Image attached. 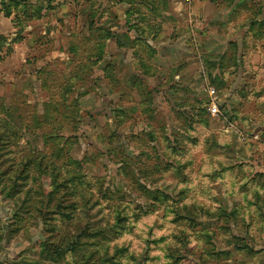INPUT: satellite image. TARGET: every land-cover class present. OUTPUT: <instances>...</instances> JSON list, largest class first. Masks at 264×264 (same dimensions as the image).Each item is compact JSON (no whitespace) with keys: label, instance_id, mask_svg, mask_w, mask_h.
Here are the masks:
<instances>
[{"label":"rangeland","instance_id":"rangeland-1","mask_svg":"<svg viewBox=\"0 0 264 264\" xmlns=\"http://www.w3.org/2000/svg\"><path fill=\"white\" fill-rule=\"evenodd\" d=\"M15 1L0 0V264H264V1L232 24L239 42L189 43L191 87L173 102L130 78L113 111L107 81L60 62L95 58L94 34H57L78 5ZM113 1L77 4L91 20Z\"/></svg>","mask_w":264,"mask_h":264},{"label":"crops","instance_id":"crops-1","mask_svg":"<svg viewBox=\"0 0 264 264\" xmlns=\"http://www.w3.org/2000/svg\"><path fill=\"white\" fill-rule=\"evenodd\" d=\"M133 1L118 0L115 2L114 0L112 2L114 5L113 14L102 9L95 18L90 20V18H84L85 12H83L82 6L77 4L79 0H73V6L78 5L75 9L78 11V13L76 11V15L79 14L76 18L77 25L60 27L57 30L58 35L69 36V38L71 36L76 38L78 32L95 35V40H91L90 43H96L98 56L91 61L93 68L88 81L93 84L94 81L101 78L109 83L107 100L111 104V111L117 107L119 102H123L124 97L130 93L131 89H137L135 83L131 84L133 86L131 87L129 83L125 82L130 78L143 85L149 84L148 81H153L159 87H153V89L160 90L162 99L168 98L170 102H173V99L170 98L175 97L176 88L180 87L186 90L191 87V76L195 71L192 69L194 56L189 43H199V41L201 43L239 42L240 32L247 29L238 28V31L236 30V33L228 38L230 33L235 32L232 24H237L239 21L236 18L247 13L244 7L247 3L255 4L262 0H194L191 2L192 7L189 11L184 6L186 0H136L140 1L137 3ZM164 1L165 4H163ZM216 1H218L217 4H215ZM138 3L141 7L135 9L133 6ZM63 7H66V4H63ZM252 12L256 16L254 23L264 19V7ZM198 18L204 21L200 31L190 25L194 19ZM208 19L214 21L215 24L213 26L209 23L205 25ZM64 20L68 22L67 18ZM176 20L184 24L183 32L173 31V25L177 23ZM42 25L44 29L50 26L49 24ZM33 26V23L30 24L27 30H32ZM201 33L203 34L199 35ZM251 33L254 32L249 29L250 37L253 36ZM235 37L236 39H234ZM144 45L156 50L146 59L141 57L142 54L137 51L140 46ZM51 62L53 65L57 61L56 59L45 61L42 63V67L44 66L45 70H48L50 68L48 65ZM60 62H64L66 66L72 65L70 58L65 60L61 58ZM184 64L187 65V68L180 69ZM199 70L200 68L196 70L195 75L199 73ZM148 88H150L149 85ZM225 96L223 93L222 101L225 100ZM239 101L240 99L235 94L231 103L239 104ZM160 103L162 102L160 101ZM239 137L244 139L243 133H240ZM253 139H257V136ZM261 150L263 149L254 151L256 157H260Z\"/></svg>","mask_w":264,"mask_h":264},{"label":"trees","instance_id":"trees-1","mask_svg":"<svg viewBox=\"0 0 264 264\" xmlns=\"http://www.w3.org/2000/svg\"><path fill=\"white\" fill-rule=\"evenodd\" d=\"M231 2V1H230ZM25 3V2H24ZM27 3V2H26ZM17 4V1H15V0H10V5H16ZM28 4V3H27ZM23 13H27V8L24 6L23 7V11H22ZM35 13H39L38 15L39 16H41L43 13H44V9L42 10V8L41 9H39L38 10V12H36L35 11ZM10 14H11V11L10 12H8L7 13V16H10ZM32 16V15H31ZM93 35V34H92ZM89 40V42L91 41V39H88ZM90 44H92L93 45V47H94V49H95V51H94V54H91V57L92 56H98L97 54H98V48L95 46V44L96 43H90ZM76 45H72L71 46V49H73V52L75 53V51H76ZM93 59L91 58V60H85V61H82V60H78V59H76V58H72L71 59V63H72V66H75L76 65V69L79 71L80 69H82V70H84L85 68H87V67H90L91 68V70H92V68H93V64H92V61ZM90 70V71H91ZM73 73H70V76L68 77V78H73V79H75L76 81H82V79H84L82 76H81V73L80 72H75V71H72Z\"/></svg>","mask_w":264,"mask_h":264},{"label":"built area","instance_id":"built-area-1","mask_svg":"<svg viewBox=\"0 0 264 264\" xmlns=\"http://www.w3.org/2000/svg\"><path fill=\"white\" fill-rule=\"evenodd\" d=\"M187 1L191 3L194 0H187ZM210 94L213 95V96H215V94H216L215 89H211L210 90ZM208 110H209V112H210L211 115L218 116L220 114V109H219L218 102L216 100H213L210 103V105L208 107Z\"/></svg>","mask_w":264,"mask_h":264}]
</instances>
